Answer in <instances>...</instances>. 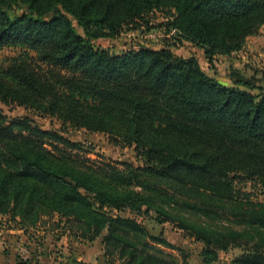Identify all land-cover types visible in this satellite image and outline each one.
Masks as SVG:
<instances>
[{
  "label": "trees",
  "instance_id": "trees-1",
  "mask_svg": "<svg viewBox=\"0 0 264 264\" xmlns=\"http://www.w3.org/2000/svg\"><path fill=\"white\" fill-rule=\"evenodd\" d=\"M12 1L29 13L10 16ZM55 6L61 13L45 19ZM154 9H167L168 25L200 47L210 65L214 57L241 49L264 24V0H0V47L21 44L35 53L0 67V103L33 106L41 99L51 107L62 95L74 106L90 105L95 110L85 123L135 145L145 159L141 170L168 184L157 188V204L137 191H117V183L135 182L140 170L87 164L72 153L77 144L57 130L27 118L9 121L0 108V215L34 242L26 260L18 257L21 263L39 259V248L47 254L46 234L59 229L87 242L103 234L105 264H175L146 242L170 245L151 236L140 220L154 213L157 221L176 223L201 242L205 264L229 248L241 251L230 264H264V204L243 210L226 201L236 194L232 174L254 178L264 196V86L233 67V84L224 85L197 59L167 49L111 54L89 45L69 19L98 37ZM56 68L63 76L53 74ZM182 207L203 215L228 209L246 228L186 224L168 211ZM123 211L133 216H121ZM49 221L42 237L29 233ZM72 223L81 228L73 230Z\"/></svg>",
  "mask_w": 264,
  "mask_h": 264
},
{
  "label": "rangeland",
  "instance_id": "rangeland-1",
  "mask_svg": "<svg viewBox=\"0 0 264 264\" xmlns=\"http://www.w3.org/2000/svg\"><path fill=\"white\" fill-rule=\"evenodd\" d=\"M4 1L10 2V0ZM10 6L11 7L7 9L10 16L18 15L21 12L29 13L26 6L14 3V1L10 3ZM166 10L167 9H154L149 12L146 11L135 19V21L129 24H122L114 29V31H102L103 33L98 37H94V29L90 28L89 31H86L78 24L74 17L69 16V19L77 33H79L89 45L94 48L107 50L111 54L120 55L124 52L135 51L142 47H146L155 50L167 49L174 56L181 59H189L191 57L197 59L196 55L201 51L203 52L200 47L186 39L178 30H176L173 35L168 34L169 30L175 27L168 25L170 18ZM60 11V7L55 6L43 17L45 19L50 18L53 15L61 13ZM197 49H199V51ZM26 52L35 55L31 49L21 44L0 47V67L6 66L10 58L18 57ZM202 55L204 56V54ZM216 59L217 56L214 57V60ZM206 64L207 63L201 61L199 65L207 74L215 73L214 75H218L219 78L214 75H212V77L216 78L224 85L230 86L233 84V80H231L232 82L229 84L225 79V75H228L230 68L220 69L217 72L214 62H212L211 65L209 64L211 67ZM64 73L65 72L60 71L59 68L53 71V74L57 76H63ZM254 92H257V90ZM80 105L81 104L74 106L68 99L60 95L58 101H54L51 107H46L45 101L40 99L33 106H20L17 104L5 105L0 103V108L5 118L9 121L17 118H27L30 123L42 129L57 130L63 137L77 144V147L72 153L79 155L80 160L87 162V164H100L105 162L111 163L119 169H139L140 171H137L138 177L135 182L123 186L117 183L118 186L116 190L122 192L128 190L140 192L144 196H149L152 199V204H157L160 200V196L156 190L157 188H163V190H165L168 186L166 180H162L154 174L141 170L145 166V159L139 154L141 151L140 149H136L135 145H129L123 141L122 138L114 134V132L108 131L107 129H91V127L85 123V120L92 115L95 108L90 105ZM232 177L233 188L236 194L232 200L226 201L236 202L243 210H248L250 208L258 209L264 204L262 189L254 178H246L242 174H232ZM206 197L207 196L204 194L201 195L202 199ZM221 199L223 198H216V200ZM234 202L230 205L231 207L235 206ZM222 210L224 212L219 215H203L188 207L176 208L171 211L168 209L174 217L182 219L186 224H198L200 227L208 230L221 228L243 231L246 228V225L239 222L240 220L237 219L238 217L229 215L228 209ZM120 215L133 216L127 211L120 212ZM149 215L148 218L140 219L144 223L149 234L166 240L170 244H162L152 239L146 240L151 249L156 251L159 256L165 260L173 261L175 264H184L185 262L188 264L187 258L190 257V251L198 252V254L201 252L203 244L188 237L186 230L181 228L180 225L171 222L157 221L154 213H150ZM45 225L46 223L43 227H45ZM72 227L73 230L81 228V226L73 223ZM40 231L46 230L41 228ZM131 236L134 237L133 234H131ZM102 237L103 234L99 235L95 243L89 246V248L95 252L98 251L103 243ZM138 238L141 242L142 238L137 237V239ZM50 241L51 237L47 236L44 240V252L47 253L49 249H51L52 252L57 254L58 264H61L63 262L62 255L58 256V253L59 251L62 252V250L64 252V247L61 245V241L56 243H50ZM20 248H25L29 255L28 246L24 245L20 246ZM20 248L18 249V257H20ZM240 253L241 251L239 248H229L226 251H218V257L219 260L230 264L231 260Z\"/></svg>",
  "mask_w": 264,
  "mask_h": 264
},
{
  "label": "crops",
  "instance_id": "crops-1",
  "mask_svg": "<svg viewBox=\"0 0 264 264\" xmlns=\"http://www.w3.org/2000/svg\"><path fill=\"white\" fill-rule=\"evenodd\" d=\"M197 50L199 51V49ZM200 53L196 55L198 63L200 64L201 61H203L207 63V66L211 67L206 61V58L202 55L203 52L201 51ZM213 62L217 68V72L220 69H227L231 66L233 68L239 69L246 77H253L258 84L264 86V24L261 25L256 34L246 37L241 49L228 56H217V59ZM214 74L212 73L208 75L212 76ZM214 76L219 78L218 75ZM225 79L229 82V84L232 82L228 75H225ZM44 224L42 225L44 226ZM50 227L51 224L49 221L46 223L45 227L42 228L48 231ZM29 233H31L33 237L37 238L44 235V231H40L38 229H31L29 230ZM47 234L46 237H51L50 243L61 241V245L64 247L65 251H59L58 256L62 255V263L76 260L82 261L85 264H105L103 244H101L100 249H98L96 252L89 248V246L95 243L96 239L91 242L79 241L68 235V233L60 232L59 229L49 230ZM24 245H29V250L34 249V242L27 238V235L23 232V230L19 229L11 221H9L7 216L0 215V264H25L21 263L18 258V249L20 246ZM37 252L41 255L38 257V261L35 260L31 264L59 263L57 262V254L52 252L51 249H49L48 253L45 255L42 253L43 251L40 250V248ZM187 263L205 264L202 262L198 252L191 251L190 257L187 258ZM209 264H227V262L218 260Z\"/></svg>",
  "mask_w": 264,
  "mask_h": 264
},
{
  "label": "built area",
  "instance_id": "built-area-1",
  "mask_svg": "<svg viewBox=\"0 0 264 264\" xmlns=\"http://www.w3.org/2000/svg\"><path fill=\"white\" fill-rule=\"evenodd\" d=\"M175 32H176V29L172 28L171 30H169L168 34L173 35ZM19 256L22 260H26L29 257L28 252L25 248H20Z\"/></svg>",
  "mask_w": 264,
  "mask_h": 264
}]
</instances>
